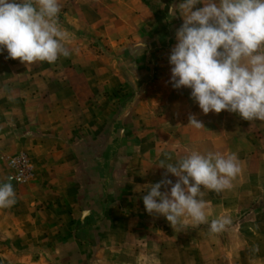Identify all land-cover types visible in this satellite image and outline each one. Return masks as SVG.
<instances>
[{"label":"crops","instance_id":"1","mask_svg":"<svg viewBox=\"0 0 264 264\" xmlns=\"http://www.w3.org/2000/svg\"><path fill=\"white\" fill-rule=\"evenodd\" d=\"M59 2V24L69 34L70 56L28 65L6 59V50L0 53V157L25 151L33 167L29 182L15 184L6 179L0 159V182H10L16 193L14 205L0 208V239L6 244L39 243L40 248L49 243L53 247L37 252L38 259L60 264L66 258L80 259L81 253L69 252L68 246L92 244L104 222L105 247L102 253L95 247L94 264H264V232L251 221L244 226L236 220L250 205L240 195L256 196L255 186L247 192L235 186L220 193L202 188L204 195L219 196V202H207L209 223L224 215L232 221L216 234H210L209 224L200 225V231L189 224L181 234L162 229V221L171 227L166 217L145 210L148 185L165 178L161 161L175 164L193 150L226 153L239 146L229 142L234 138L230 132H250L258 124L264 129V121H247L227 110L204 114L190 88L172 87L168 57L183 18H171L168 12L180 0ZM117 86L120 103L112 107L108 101ZM192 114L204 127L188 125ZM116 115L123 118L119 125L107 122ZM113 130L121 132L119 156L109 154ZM248 141L251 147L259 138L249 136ZM135 145L153 148V153L142 151L134 158L126 150ZM233 152L240 163L247 162L250 180L254 163L264 165V155L260 161L249 151L247 160H241L240 151ZM173 177L167 173V179ZM170 188L162 186L161 191ZM109 189L120 201L104 203L106 218L98 221L91 208L102 209L94 197L82 196ZM243 227L249 228L247 236Z\"/></svg>","mask_w":264,"mask_h":264},{"label":"clouds","instance_id":"2","mask_svg":"<svg viewBox=\"0 0 264 264\" xmlns=\"http://www.w3.org/2000/svg\"><path fill=\"white\" fill-rule=\"evenodd\" d=\"M200 3L204 6L193 10ZM60 12L59 0H0V53L6 50V59L28 65L70 56ZM177 15L183 24L168 57L172 87L190 88L204 114L227 110L247 121H264V0H180L169 7L168 16ZM188 125L204 127L194 114ZM159 166L166 169L165 178L148 185L143 196L149 215L166 217L174 229L209 224L210 234L232 223L227 215L209 223L202 187L216 193L232 189L241 172L237 153L193 150L175 164ZM167 173L178 178L175 183ZM168 185L170 191L162 192ZM15 202L12 184L0 182V208Z\"/></svg>","mask_w":264,"mask_h":264},{"label":"rangeland","instance_id":"3","mask_svg":"<svg viewBox=\"0 0 264 264\" xmlns=\"http://www.w3.org/2000/svg\"><path fill=\"white\" fill-rule=\"evenodd\" d=\"M61 16L59 13V20H60ZM120 90V87L117 86V88H115V93H113L112 99H110L108 102H110V104L112 105V107H117L118 104L120 103V99H118L116 92H118ZM127 91V90H126ZM127 92H132L131 89L128 90ZM130 95V94H129ZM129 105V104H128ZM241 118V117H240ZM123 118L120 115H116L113 116V118L109 121H112V124L115 125V123H118L116 125H119V122L122 120ZM99 120V119H98ZM126 120V119H125ZM258 123L260 122L259 120H256ZM97 122H101V121H97ZM244 129V128H242ZM256 130V131H255ZM103 133V132H102ZM110 133L112 134V138H114V143H113V148H110V152L109 154L112 155L114 154V156H117L118 154H120L119 152L116 153V151L118 150V147H120V141L117 142V140L120 138L119 134L121 133L120 131H110ZM231 135L234 137L232 140H230V143H234L235 146L238 145L237 147H232L230 146L228 149V152H233V149H235V151H240V156H241V160L245 159L247 160V156L250 152H254V154H256L257 159L259 158V160L261 161L263 155H264V129L258 124V127L256 129L251 130L250 132L247 130H239V131H234V132H230ZM239 136V137H237ZM252 136L253 138H255L256 136H258L259 141H257L256 145L253 146H249V141H248V137ZM252 140V138H251ZM253 144V142H252ZM254 148V149H253ZM255 150V151H254ZM145 155H149V152L153 151V148L150 147H137L132 146L129 147L126 150V153L129 152L132 154V156L135 158L137 155H141V153H143ZM149 151V152H148ZM19 152V151H18ZM25 152V151H22ZM226 152V153H228ZM16 153V152H15ZM153 153V152H152ZM151 153V154H152ZM14 153H6L5 155H1L0 159L3 162V168L5 170V176H6V169L4 166V157L7 155H11ZM150 154V156H152ZM119 156V155H118ZM258 160V161H259ZM255 166H253V170L256 169V171L254 172V178L255 180L249 178L250 173V168L247 164V162H242L240 163L241 166V174L242 177L241 178H236L235 180H233V186H235V188L240 187L242 189L243 192H247L248 188H252V186L256 187V196L252 195L250 196V194H241L240 197H243L245 199H249L250 200V205L245 207L244 209H242L240 212H238L236 215V220L239 221H244L243 223H246L244 226H248V222H252L254 225L256 224V228H261V231L264 232V165L263 164H259L254 163ZM33 168V167H32ZM252 169V168H251ZM99 177H97V183L99 182ZM7 179V178H6ZM32 179V178H31ZM30 179V180H31ZM171 179L173 181V183L176 182V180L178 178L173 177V178H168ZM8 180V179H7ZM30 180L25 181L24 183L29 182ZM10 181V180H8ZM251 181V182H250ZM253 181V182H252ZM12 182V181H11ZM14 183V182H13ZM21 183V184H24ZM17 184V183H15ZM91 184H92V179H91ZM170 186V185H168ZM203 188V187H202ZM90 189H92L90 187ZM110 190V189H109ZM116 190V189H114ZM204 190V189H203ZM257 191H261V193H257ZM104 194V195H103ZM102 195L98 194L95 196H90L88 194H85V196H82V199L85 198H89V199H95V205L102 211L97 212L96 209L91 208V210L96 214V216L98 217V221H104L106 218L105 217V207L104 203L106 202H119L120 200V195L116 194L114 191H109L108 193H103ZM226 199L232 200V195H226L224 196ZM206 202L208 203H215V202H219V196L216 194L214 195L212 194H205L202 197ZM222 201V200H221ZM102 205V207H101ZM87 207V206H86ZM163 224L162 229H170V230H176L177 229V234H181L184 233L181 229V226H177L175 229L171 226H168L167 224L165 225V222H161ZM202 225L205 224H201ZM200 227V225L198 227H196L195 229H199V231L202 229ZM205 227V226H203ZM228 227V226H227ZM194 228V227H193ZM255 231V230H254ZM241 233L243 236H247V234L249 233V228L248 227H243L241 229ZM105 229H104V222H101L99 224V226H97V231L94 234L95 236V242H93L92 244H90L88 241L87 242H82V244H75L74 246H68L69 248H67V250L69 249V252H73L74 250L81 253V258H76V259H63L61 260L60 264H94V262L92 261L93 257L92 254L96 253V248H98V252L102 253V249L103 247H105ZM43 245L42 248H40V244L36 243L33 245H24V244H6L3 242L2 239H0V256H3L4 258H0V264H42V260L38 259L37 256V252H41L42 250H44L45 248H52L53 245H50L49 243L46 244H41ZM94 245V246H93ZM243 246H246V248L248 247V243H244L242 244ZM12 248H11V247ZM15 246V247H14ZM19 246V247H16ZM67 246V244H66ZM9 256H11V259L9 258ZM97 259H99V257H97ZM59 262V261H57Z\"/></svg>","mask_w":264,"mask_h":264},{"label":"built area","instance_id":"4","mask_svg":"<svg viewBox=\"0 0 264 264\" xmlns=\"http://www.w3.org/2000/svg\"><path fill=\"white\" fill-rule=\"evenodd\" d=\"M6 178L21 184L33 177V168L26 152H16L4 157Z\"/></svg>","mask_w":264,"mask_h":264}]
</instances>
